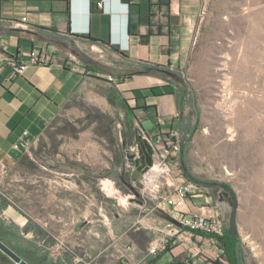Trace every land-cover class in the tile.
Returning a JSON list of instances; mask_svg holds the SVG:
<instances>
[{"label":"rangeland","instance_id":"rangeland-1","mask_svg":"<svg viewBox=\"0 0 264 264\" xmlns=\"http://www.w3.org/2000/svg\"><path fill=\"white\" fill-rule=\"evenodd\" d=\"M174 11L173 56L146 67L165 78L176 74L183 86L170 80L186 93L175 118L184 150L173 163L176 176L193 181L214 206L224 198L219 214L228 231L233 206L223 193L235 197L242 262L264 264V0H184ZM114 89L98 83L77 95L14 168L0 174V192L11 200L4 220L21 230L39 227L50 246L64 241L74 250L92 229L118 236L120 220L138 213L132 187L142 195L144 185L156 187L157 204L173 194V181L132 178L128 151L135 152L136 132L157 130ZM142 201L141 218L152 211L163 220L152 199ZM27 238L36 241L32 233ZM2 254L0 264H9ZM48 254V262L59 258Z\"/></svg>","mask_w":264,"mask_h":264},{"label":"crops","instance_id":"crops-1","mask_svg":"<svg viewBox=\"0 0 264 264\" xmlns=\"http://www.w3.org/2000/svg\"><path fill=\"white\" fill-rule=\"evenodd\" d=\"M176 1L184 0H171L169 17L155 11L153 30L161 25L162 35L151 37L144 45L139 37L130 35L131 9L126 0H0V60H27L35 53L53 58L50 66H30L24 76L13 75L8 64L0 73V174L14 168L77 95L98 83L115 88L133 108H148L138 112H144L145 121L156 127L152 132L145 129L149 138L175 132L185 91L177 90L169 76L162 77L161 72L146 66L173 56L169 52L178 38ZM147 31L146 26L139 28L141 35ZM163 87L166 89L152 92ZM203 195L189 198L185 212L198 214L209 199L213 200L210 207L219 214L223 204L214 206L213 197ZM146 207L140 205L138 213H127L120 220L121 228L113 231L117 237L92 229L70 251L81 253L76 258L82 256L92 264H141L149 244L161 240L171 222L153 217L152 211L141 218ZM144 223L143 228H136ZM170 247L155 264H201L219 253L215 241L199 234L192 244ZM62 256L55 262L62 261ZM76 258L73 264H77Z\"/></svg>","mask_w":264,"mask_h":264},{"label":"built area","instance_id":"built-area-1","mask_svg":"<svg viewBox=\"0 0 264 264\" xmlns=\"http://www.w3.org/2000/svg\"><path fill=\"white\" fill-rule=\"evenodd\" d=\"M103 7V4H99ZM26 22V18L23 19ZM53 63V58L49 55L32 54L27 60L11 59L5 61L0 60V73L4 70L8 64L12 69V74L15 76H24L30 66H50ZM114 81V79H110ZM143 136L147 138L154 149V166L151 170L143 175V181L152 183L154 179L173 181L174 188L173 194L167 195L163 202L157 204L158 193L156 187L152 186L149 189L147 186H143L144 200H151L158 205L159 210L168 214L172 219L176 220L179 225L170 222L166 235L157 242L151 243L148 253L149 255L156 257L162 254L168 246H176L181 243L192 244L193 238L201 232L204 235H211L221 237L225 233L224 219L220 214H217L215 210L210 207V202L213 200L207 199V204L202 206L198 214L186 213L187 200L189 198L203 197V192L196 186V184L184 178L183 176H176V169L173 163H175L182 152V144L176 138L177 133L171 132L168 136L159 137L158 139L149 138L145 132ZM56 248V250H55ZM53 251L57 253L58 257L68 250L64 241H58L57 245L53 248ZM218 254L215 259L222 264H228L223 258V251L218 250ZM77 264H92L90 261H85L84 258H76Z\"/></svg>","mask_w":264,"mask_h":264},{"label":"trees","instance_id":"trees-1","mask_svg":"<svg viewBox=\"0 0 264 264\" xmlns=\"http://www.w3.org/2000/svg\"><path fill=\"white\" fill-rule=\"evenodd\" d=\"M126 2L130 5V9H131L130 27H129L130 35L139 37L140 42L144 45L149 44L151 37L162 35L163 27L161 25H157L156 26L157 31L154 32L153 28L155 26L152 24V19L156 17L155 11H158L160 14L163 13L164 16L169 17V15L171 14V0H141L140 3H134L133 5L130 4L132 0H126ZM141 26H146L148 28V31L145 35H141L139 33V28ZM165 89H166L165 87L161 89L153 88L152 92L156 93L157 90L162 91ZM183 94L184 96L182 97V101L184 104L186 100V96H185L186 93ZM127 103L129 104V102ZM181 104H179V107L181 106ZM147 109L148 108L146 107H142V108L131 107L130 112L134 113L135 111L138 110L146 111ZM168 135L169 134L162 135L161 137H165ZM181 154L182 155L184 154L183 147ZM183 173L186 177H188V175L185 174L184 171ZM220 187L222 188V190L229 189L224 184H221ZM9 206H11V200L9 196L7 194L0 192V241L3 242L6 246H8L11 250H13L21 258H23L26 262H28L29 264H73L75 258L77 256L80 257L79 253L72 252L70 251V249H68L63 253L62 258L63 257L64 258L62 259V261H59L58 259L59 262L53 261L49 263L47 261V257L49 255L48 253L51 251V249L54 246H50L49 241L47 240L49 238V234L47 233V231H44L39 227L33 228L32 225H30L29 227H25L23 230H21L12 222H7L6 220L3 219L2 215L8 209ZM29 233L33 234V238L36 241L27 238V235ZM197 233L201 236L208 237L209 239L215 241L218 249L220 251H223L222 258L228 264H243L242 255H241L242 253L241 244L237 236L231 237L229 235L228 229L225 228V233L221 237L214 236L213 234L206 236L201 232H197ZM170 248L171 247L168 246L165 252L170 251ZM160 255L156 257L152 256V258L148 260L145 259V261H143L141 264H155L156 260L160 258ZM7 260H9L10 263H14L8 257ZM180 263L181 262L177 261L175 264H180ZM201 264H222V263L220 261L205 260V262Z\"/></svg>","mask_w":264,"mask_h":264},{"label":"water","instance_id":"water-1","mask_svg":"<svg viewBox=\"0 0 264 264\" xmlns=\"http://www.w3.org/2000/svg\"><path fill=\"white\" fill-rule=\"evenodd\" d=\"M165 73H167L172 79H174L181 86H183L181 78H179L176 74L169 72H165ZM134 148H135V152L131 153L130 151H128V159L131 165L134 167L132 178L135 181H138L140 180V178L143 177L144 174L148 173L151 170V168L154 166V157H153L154 149L150 141L143 136V132H139V130L136 132V140H135ZM132 192H134L135 198H133L131 202L144 205L141 194L133 187H132ZM223 197H225L226 201L230 206H233L229 235L231 237H235L238 233L237 230L238 204L236 201H234L233 203V199H235V197L231 198L229 193L224 192ZM219 202L223 204L224 198H220ZM163 217L179 225L178 222L172 219L168 214H163ZM0 251L8 258H10L15 264H29L1 241H0Z\"/></svg>","mask_w":264,"mask_h":264},{"label":"flooded vegetation","instance_id":"flooded-vegetation-1","mask_svg":"<svg viewBox=\"0 0 264 264\" xmlns=\"http://www.w3.org/2000/svg\"><path fill=\"white\" fill-rule=\"evenodd\" d=\"M133 144L135 145V142Z\"/></svg>","mask_w":264,"mask_h":264}]
</instances>
